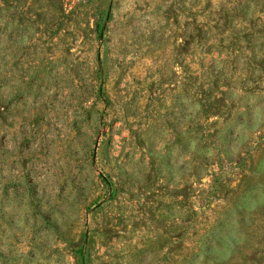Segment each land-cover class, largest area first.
I'll use <instances>...</instances> for the list:
<instances>
[{"label":"rangeland","instance_id":"374dc122","mask_svg":"<svg viewBox=\"0 0 264 264\" xmlns=\"http://www.w3.org/2000/svg\"><path fill=\"white\" fill-rule=\"evenodd\" d=\"M0 264H264V0H0Z\"/></svg>","mask_w":264,"mask_h":264}]
</instances>
